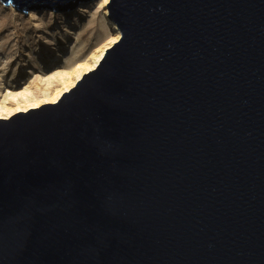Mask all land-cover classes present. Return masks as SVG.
Returning <instances> with one entry per match:
<instances>
[{"label":"water","instance_id":"obj_1","mask_svg":"<svg viewBox=\"0 0 264 264\" xmlns=\"http://www.w3.org/2000/svg\"><path fill=\"white\" fill-rule=\"evenodd\" d=\"M105 7L95 69L0 119V264H264V0Z\"/></svg>","mask_w":264,"mask_h":264},{"label":"rangeland","instance_id":"obj_2","mask_svg":"<svg viewBox=\"0 0 264 264\" xmlns=\"http://www.w3.org/2000/svg\"><path fill=\"white\" fill-rule=\"evenodd\" d=\"M95 1H81L68 11L25 13L0 0V103L8 89L43 85L47 76L66 70L109 34L95 13Z\"/></svg>","mask_w":264,"mask_h":264},{"label":"bare ground","instance_id":"obj_3","mask_svg":"<svg viewBox=\"0 0 264 264\" xmlns=\"http://www.w3.org/2000/svg\"><path fill=\"white\" fill-rule=\"evenodd\" d=\"M108 2L109 0H96L94 9L95 13L100 15L103 26L108 30L109 34L94 49L68 64L66 70L57 71L47 76L43 85L37 84L20 91L6 90L0 103V118L8 119L14 113L20 111L26 112L28 109H35L43 104L56 103L61 94L73 88L83 74L95 69L105 50L116 43L120 37L116 26L107 18L108 11L105 6ZM51 45L55 44L51 43ZM51 52L48 49L47 53L50 54Z\"/></svg>","mask_w":264,"mask_h":264}]
</instances>
